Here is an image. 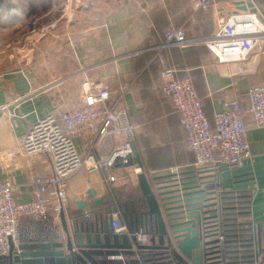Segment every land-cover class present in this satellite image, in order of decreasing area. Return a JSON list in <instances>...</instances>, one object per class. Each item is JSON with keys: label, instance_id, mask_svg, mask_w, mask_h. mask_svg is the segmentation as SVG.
<instances>
[{"label": "crops", "instance_id": "0c3cea01", "mask_svg": "<svg viewBox=\"0 0 264 264\" xmlns=\"http://www.w3.org/2000/svg\"><path fill=\"white\" fill-rule=\"evenodd\" d=\"M61 1L56 33L40 36L36 41L39 45L36 50L29 48L32 55L24 64L0 66V182L9 181L17 187L16 203L32 202L35 192L31 181L51 172L47 156L23 154L25 135L45 115L78 107L82 100L80 80L85 78L102 79L113 99L124 83H130L117 107L125 110L127 122L134 127L131 141L148 177L168 175L176 169L180 177L187 178L198 171L186 146L180 114L160 91L164 70L174 71L175 79H191L211 129L215 115L225 110L226 100L239 101L249 157L241 167L205 170H209L208 175L217 174L227 186L249 180L264 187V128L254 125L246 102L249 89L264 84V37L244 60L228 63H218L200 43L159 49L170 29L181 28L189 40L211 37L221 17L252 13L250 8L244 9L248 2L253 3V14L264 26V0H216L208 10L195 13L194 21L190 19L192 0ZM57 2L20 1L26 3L22 8L27 15L37 9L50 13ZM239 2L243 4L238 6ZM40 50L41 56L35 59ZM74 143L85 158L83 135L74 137ZM91 168V161L86 160L69 178V201L61 214L49 209L46 219L22 218L19 235L61 229L63 219L69 225L74 218L84 220L105 212H112L111 218L119 220L125 229L122 233H127L122 214L131 210L135 201L143 200L137 180L139 169L133 163H117L110 172ZM109 175L115 181L109 182ZM260 204L264 209V198ZM124 261L139 264L136 258Z\"/></svg>", "mask_w": 264, "mask_h": 264}, {"label": "built area", "instance_id": "2783aa9c", "mask_svg": "<svg viewBox=\"0 0 264 264\" xmlns=\"http://www.w3.org/2000/svg\"><path fill=\"white\" fill-rule=\"evenodd\" d=\"M215 1L192 0L191 21L195 13L208 10ZM263 37L264 26L256 14L234 13L218 19L216 32L203 43L218 63H228L244 60ZM195 43L185 37L181 28H176L165 33V42L159 49L184 48ZM173 72L164 70L161 73L160 91L171 108L180 114L186 146L194 155L195 168L243 166L249 157V143L239 101L227 99L225 110L215 115L211 129L191 79H175ZM129 87L130 83H124L117 98L113 99L102 79H82V100L78 107L47 114L31 126L24 137L22 152L26 156H47L51 172L31 181L35 199L29 203H16L17 187L9 181L0 182V256L8 254L10 241L16 244L22 218L46 219L49 209L55 215L62 213L69 201V178L86 160L91 161L92 171L110 172L117 163L128 165L134 127L127 122V113L117 107V103ZM246 102L254 125L264 128V84L250 88ZM80 134L84 138L85 158L74 143V137ZM170 172L177 173L176 169ZM108 181H115V177L109 175ZM112 228L115 233L125 230L117 219H112ZM146 242V235H137L138 244Z\"/></svg>", "mask_w": 264, "mask_h": 264}, {"label": "water", "instance_id": "95a60500", "mask_svg": "<svg viewBox=\"0 0 264 264\" xmlns=\"http://www.w3.org/2000/svg\"><path fill=\"white\" fill-rule=\"evenodd\" d=\"M247 8L256 12L251 2ZM131 150L125 166L133 163L139 169L143 200L122 214L127 233H114L112 212L74 218L69 225L62 218L61 229L19 235L17 244L10 241L0 264H127L130 257L139 264H264L261 183L227 186L209 170L187 178L177 173L148 177L133 141ZM138 234L146 235L148 243L138 244Z\"/></svg>", "mask_w": 264, "mask_h": 264}, {"label": "rangeland", "instance_id": "374dc122", "mask_svg": "<svg viewBox=\"0 0 264 264\" xmlns=\"http://www.w3.org/2000/svg\"><path fill=\"white\" fill-rule=\"evenodd\" d=\"M20 1L25 0H0V66L24 64L32 55L29 48L36 50L39 45V42H36L39 37L57 31V28H54L60 14L61 0L57 2V8L50 13L37 9L31 10L28 15L22 8L26 3ZM62 27L58 30L61 31ZM208 38L195 39V41L204 45L203 41ZM40 56L41 50L37 51L35 59Z\"/></svg>", "mask_w": 264, "mask_h": 264}]
</instances>
